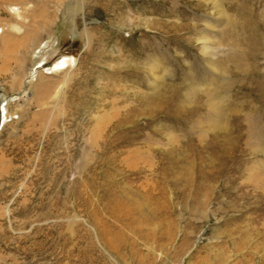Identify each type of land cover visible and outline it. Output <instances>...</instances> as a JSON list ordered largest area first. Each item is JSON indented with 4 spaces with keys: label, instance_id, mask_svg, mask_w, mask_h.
I'll return each mask as SVG.
<instances>
[{
    "label": "rangeland",
    "instance_id": "374dc122",
    "mask_svg": "<svg viewBox=\"0 0 264 264\" xmlns=\"http://www.w3.org/2000/svg\"><path fill=\"white\" fill-rule=\"evenodd\" d=\"M221 1L0 0V264H264V0Z\"/></svg>",
    "mask_w": 264,
    "mask_h": 264
},
{
    "label": "bare ground",
    "instance_id": "6f19581e",
    "mask_svg": "<svg viewBox=\"0 0 264 264\" xmlns=\"http://www.w3.org/2000/svg\"><path fill=\"white\" fill-rule=\"evenodd\" d=\"M217 1H219V6H220V8H221V14H222L223 16H226L224 9L221 7V5H222V1H221V0H217ZM222 9H223V10H222ZM205 52H206V51H205ZM212 55H213V54H212ZM68 63H70V60L64 62L63 64H64V66H65V65L68 64ZM0 113H1V121H2L1 102H0ZM0 123H1V122H0Z\"/></svg>",
    "mask_w": 264,
    "mask_h": 264
},
{
    "label": "water",
    "instance_id": "95a60500",
    "mask_svg": "<svg viewBox=\"0 0 264 264\" xmlns=\"http://www.w3.org/2000/svg\"><path fill=\"white\" fill-rule=\"evenodd\" d=\"M0 122H1V113H0Z\"/></svg>",
    "mask_w": 264,
    "mask_h": 264
}]
</instances>
